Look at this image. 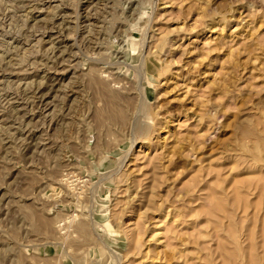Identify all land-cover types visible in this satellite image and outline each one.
Segmentation results:
<instances>
[{"label": "rangeland", "instance_id": "obj_1", "mask_svg": "<svg viewBox=\"0 0 264 264\" xmlns=\"http://www.w3.org/2000/svg\"><path fill=\"white\" fill-rule=\"evenodd\" d=\"M263 185L264 0H0V264H264Z\"/></svg>", "mask_w": 264, "mask_h": 264}, {"label": "bare ground", "instance_id": "obj_2", "mask_svg": "<svg viewBox=\"0 0 264 264\" xmlns=\"http://www.w3.org/2000/svg\"><path fill=\"white\" fill-rule=\"evenodd\" d=\"M26 19V18H25ZM96 25V24H95ZM27 37V36H26ZM155 43V42H154ZM88 48V47H87ZM45 51V50H44ZM36 66V65H35ZM94 77V76H93ZM26 84V83H25ZM260 174V173H259ZM262 178V177H261ZM257 183V182H256ZM254 185V184H253ZM259 186V185H258ZM264 186V185H263ZM263 188V187H262ZM214 193V192H213ZM236 194V193H235ZM259 195V194H258ZM261 195V194H260ZM237 198V197H236ZM242 198V197H241ZM264 198V197H263ZM240 199V198H239ZM221 201V200H220ZM237 202V201H236ZM264 202V201H263ZM210 204V203H209ZM223 210V209H222ZM41 215V214H40ZM39 215V216H40ZM33 224V223H32ZM107 224V223H106ZM86 225V224H85ZM82 226V225H81ZM108 227V230L110 231V232H112V227H110V226H107ZM82 228V227H81ZM83 229V228H82ZM230 229V228H229ZM84 230V229H83ZM230 231V230H229ZM264 232V231H263ZM115 233V232H114ZM232 233V232H231ZM248 235H250V234H248ZM263 235V234H262ZM248 237V236H247ZM264 236H262V238H263ZM249 238V237H248ZM263 240V239H262ZM263 242V241H262ZM249 247V246H248ZM223 248V247H222ZM224 250H225V248H223ZM230 249V248H229ZM234 250V249H233ZM226 251H228V250H225V252ZM236 252V251H235ZM249 252H250V250H249ZM227 253V252H226ZM248 254V253H247ZM229 255V254H228ZM248 256V255H247ZM231 257H233L232 255H231ZM249 257H251V256H249ZM248 258V257H247ZM221 259H223V258H221ZM226 259V258H225ZM250 258H248L247 260H249ZM251 264H252V262H251Z\"/></svg>", "mask_w": 264, "mask_h": 264}]
</instances>
